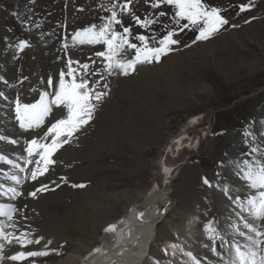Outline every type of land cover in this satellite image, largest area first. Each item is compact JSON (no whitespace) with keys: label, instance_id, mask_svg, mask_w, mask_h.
Here are the masks:
<instances>
[{"label":"rangeland","instance_id":"1","mask_svg":"<svg viewBox=\"0 0 264 264\" xmlns=\"http://www.w3.org/2000/svg\"><path fill=\"white\" fill-rule=\"evenodd\" d=\"M124 2L119 0V3ZM111 3L112 0H0V60L7 61L4 69H0V83H3L0 85L3 94L0 110L2 115L13 113L11 119L4 117L6 123H18L12 103L18 96L17 88H22L31 74L42 84L48 76L58 77L61 70L67 71L68 59L88 63L89 72L96 73L88 79L100 82L96 85L98 90L108 91L93 119L75 134L70 144L64 145L53 156L56 163L35 182L46 178L56 164L64 166L71 160L73 165L67 168L69 183L61 182L50 187L53 190L39 193L31 199L34 206L22 202L21 197L13 201L20 213L30 211L45 225L61 229L68 238L54 247L55 241L42 234L45 239L36 245V250H42L50 240L49 248L56 251L47 257L33 258L36 264H82L84 254L79 243L69 247L68 244L74 239L82 240L95 250L102 247L105 238V228L98 232L93 223L91 206H106L119 222L132 207L142 206L157 184L163 193L173 196L187 183L190 170L195 171L201 186L211 197L239 212L229 196L249 194L235 167L236 161L246 158L249 149L245 130L256 133L258 142L264 143V138L260 137V133H264V0H254L252 10L243 13L239 12V5L247 4L249 0H205L208 5L223 10L221 14L229 20V25L214 38L195 44L193 40L197 33L188 29L181 32L173 20L175 10L170 6L161 4L153 8L150 0H131L130 13L117 9L123 21L122 25L115 26L117 30L129 27L133 38L154 33L157 39L167 31H176L178 35L174 38L180 43L159 63L138 65L128 76H109L104 72L101 58L96 56L100 46L71 45V37L76 31L104 22L109 12L102 5L111 7ZM161 12L165 15L161 16ZM135 17L157 22L146 30L135 23ZM249 20L251 22L246 23ZM65 37L69 44L67 50L63 47ZM21 41H27L30 46L21 51L18 47ZM132 42L139 43L135 39ZM6 74L12 75L9 84L3 81ZM133 78L135 81H131ZM124 80L131 81V91L121 85ZM104 84H107L106 89ZM34 88L26 92L23 102L28 100L30 92H35ZM122 91L127 92L118 95ZM184 132L186 136H183ZM24 133L21 140L27 145L26 137L32 133ZM180 136L188 137L185 143L194 149L169 154L172 149L176 150L174 143ZM84 141L88 142L86 146ZM67 151H74L76 155L67 156ZM79 151L88 159L76 157ZM0 154L22 167H30L24 164L27 154L22 159L12 157L6 150ZM164 163L175 169L169 182L162 174ZM85 171L90 175L82 176ZM10 172L18 170L11 168ZM205 178L211 186L204 184ZM0 183L5 184V188L8 186V182ZM73 183L86 187L73 188ZM224 189L230 191L226 193ZM64 190L67 197H61L62 201L53 210L49 208ZM162 210L166 211L165 222L174 223L180 230L175 232L173 246L163 238H157L164 257L155 261L156 264H191L184 253L197 256L196 234L203 241V250L211 251V247L216 246L219 251L220 236L226 239L235 236V221H240L242 227L239 214H227L225 219L223 216L220 221L224 223L225 233L220 229L213 242L206 232L210 220L207 222L202 209L201 212L200 208L184 211L177 202L170 200ZM79 215L85 218L80 220ZM162 225L164 223L159 227ZM9 250L11 246L6 245L4 254Z\"/></svg>","mask_w":264,"mask_h":264},{"label":"snow or ice","instance_id":"2","mask_svg":"<svg viewBox=\"0 0 264 264\" xmlns=\"http://www.w3.org/2000/svg\"><path fill=\"white\" fill-rule=\"evenodd\" d=\"M130 2L131 0H125L124 3L112 0L111 7L102 5V8L109 12L104 22L76 31L71 37L73 46H100L101 50L96 52V56L101 58L104 72L109 76H128L136 71L138 65L159 63L162 57L172 53L175 46L180 43L174 38L178 35L176 31H167L166 35L157 39L154 33L136 35L133 38L129 27L117 30L115 26L123 23L117 9L130 13ZM161 4L175 10L173 20L181 32L188 29L197 33L193 44L214 38L229 25V20L221 14L223 10L208 5L205 0H150V6L153 8L160 7ZM253 7L254 0H249V3L239 5V12L250 11ZM160 15L163 16L165 13L161 12ZM156 22L155 19L135 17V23L146 30ZM133 39L139 43L132 42ZM29 46L27 41H21L18 45L21 51ZM63 47L65 50L69 47L67 37L64 38ZM74 64L79 67H74ZM66 67L67 71L61 70L58 73V86L54 87L53 91L39 93V98L35 102H22L19 96L12 101L14 118L19 128L32 133V136L27 141L25 149L27 156L24 158V164L30 167H22L6 155L0 154V164L18 170L3 174L8 182L6 188L5 184L0 183V189H3L0 195L7 196L9 201H16L24 195L36 198L39 193L53 190L43 181L41 186L35 187L34 190H23V186L28 181L35 183L49 172L50 166L56 163L53 156L64 145L70 144L75 134L93 119L99 104L108 95V91L98 90L96 87L99 81L88 79L90 75H96L94 71L89 72L88 63L80 64L79 61L68 59ZM46 83L49 87L54 85L51 78ZM103 87L106 89L107 84ZM2 95L0 93V96ZM244 135L246 142L249 143V149L245 153L246 158L236 161L235 167L249 194L243 197L229 196L239 209L242 227L238 221L237 225L233 226L235 236L230 239L220 236V251L216 246L211 247V251L217 257V264H264V143H259L257 134L252 131L245 130ZM260 137L264 138V133H260ZM0 141L17 143L15 139L9 140L2 135ZM60 179L65 184L69 183L66 176H61ZM203 182L211 186L206 178ZM71 187L84 188L86 185L73 183ZM224 191L227 193L230 189ZM19 214L20 209L16 204L0 203V264H4L5 260L16 264H24L25 261H28V264H36L33 258L47 257L56 251L49 248L52 243L50 240L45 243L42 250L30 249L31 245L41 244L44 237H36L31 230H25L18 219ZM140 217H143V213H140ZM104 231L115 233L117 226L109 225ZM206 232L209 239L215 242L219 230L214 222L210 221L206 225ZM6 245L17 250L5 255ZM94 251L99 253L101 249L97 247ZM184 255L189 258L191 264H201L200 259L191 252H185Z\"/></svg>","mask_w":264,"mask_h":264},{"label":"bare ground","instance_id":"3","mask_svg":"<svg viewBox=\"0 0 264 264\" xmlns=\"http://www.w3.org/2000/svg\"><path fill=\"white\" fill-rule=\"evenodd\" d=\"M4 62L7 61L4 59L0 60V69H4ZM6 77L9 79L5 78L3 81H5L7 84L11 83L12 75L6 74ZM49 78L53 79V87H49L46 83ZM16 81L18 82L17 79L15 80V82ZM44 81L45 83L42 84L39 79L34 77V74H31L29 76V79L25 81V83L21 86L23 88V91L20 92L22 88H17V90L19 91L18 96L20 97L22 102L25 99V95L27 94L26 92H29V89L34 88L31 86H35L38 88H34L35 92H30L28 94V100H25L26 102H35V100L39 98V93H42L44 91L51 92L54 90V87L58 86V77L55 75L53 77H46ZM131 81H135L134 78ZM131 81L124 80L121 85L126 90L133 88L131 87ZM135 83L136 82H133V85H135ZM1 84L3 83H0V85ZM18 85L19 84H16V86ZM36 89L38 90V92L36 91ZM129 91H131V89ZM122 92L118 93V95H124L126 93ZM1 112L2 111L0 110V135L8 137L9 140L15 139L17 143L10 144L5 141H0V153L6 150L11 152L12 157L14 156L18 159H22L24 155L27 154L25 151L27 145H25L21 140V135H25L24 130L19 128L18 123L8 124L4 121V117H7L8 119L13 118L12 112H7L5 113V115H2ZM156 117L159 118L160 116L156 114ZM195 120H197V118H195ZM193 123H196V121H193ZM31 136L32 135L26 137V139L29 140ZM183 136H186L185 132ZM178 139L179 140L174 143V146L179 147H177V150L172 149L171 151H169V154H182L186 150V148H191V150L194 149L193 147H191V145H186L185 140H187L188 137L180 136ZM83 143L85 144L84 146H86L88 142L84 141ZM66 153L67 156L70 157H74L76 155L74 151H67ZM77 154L78 155L76 157H78L79 159H88V156H86L85 153H81L79 151V153ZM70 165H73L71 160L66 161L64 163V166H62L61 163L56 164L54 168H51L50 174L46 178L41 179L38 183L34 184L31 181L25 182L23 190H34L35 187L41 186V181L47 183L49 185V188L60 184L61 182H63L60 177H67L69 175L67 174V168L70 167ZM162 169V174L166 177L167 181L169 182L173 178L175 169L168 166L166 163L163 164ZM165 169H167L168 171H165ZM10 170V166H4V164H0L1 182L7 183L6 178L3 174L10 172ZM88 175H90L89 171H85L83 172L82 176L87 177ZM197 178L198 177H196L195 171L190 170V175L188 177L187 183H184V187L178 189V191H176L173 196L168 195V193L166 192L163 193L162 188L159 186V184H157L156 187L148 195L146 202L140 207H132L131 211H129V213L119 222H116V220H114L113 214L110 212L109 209L106 208V206H91L90 210L91 213H93V223L97 227L98 232L108 227L109 225H116L117 231L115 233L104 232L105 238L102 240V247H99L101 249L99 253H94L93 246H89L82 240L80 241L77 239H74L73 243H69L68 247L71 245H75V243H79L80 251L82 254H84L82 264H156L155 261L161 260L164 257L162 249L157 242V238H163L169 245L173 246L175 242V232L177 230H180V228L174 225V223L165 222L167 215L166 211L162 210V206L168 204V201L170 200L177 202V205H179V207L184 211L195 210L200 208L199 211L201 212L202 209L204 214L203 216L206 218L207 222L210 220L214 222L215 227L218 230H224V223L222 224V221H220V219L223 218V216V219H225L227 214L236 215L239 214V212L236 211V209H231L221 200H217L211 197V195H209L205 191V189H203L200 184V180ZM61 197H63V199L67 197V192L65 190L61 193V195H58L57 201H54V204L52 203L53 205H50L49 208H52L53 210L55 206H58L60 204V201H62ZM31 199V196L24 195L21 197L20 200L22 202L34 206L35 204ZM7 202L13 203V201L8 200L7 196H3V198L0 199V203ZM29 212H25L22 210L18 216V219L20 220V223L23 225L25 230L32 231V227H34L33 229H35V236L41 237V235L43 234V236L45 235L46 237L53 239L55 242L52 244V246L54 247L59 246L68 240V238L63 234V231L61 229L56 228L54 226L45 225L37 215H32ZM140 213H143L142 218L140 217ZM81 218L85 217L79 215L80 220ZM163 223L164 225H162V227H159ZM236 223L237 221L234 222L235 225ZM222 233H225V230L222 231ZM196 235V241L198 242L196 245L197 249L195 251V254L200 259L201 263L217 264V257L208 249L203 250V248L205 247L203 245V241L200 240L199 234ZM57 240L58 242H56ZM30 249L36 250V245H31ZM16 250L17 249L15 247L11 246V250L6 252L5 255L13 253ZM220 250L221 249H219V251ZM4 264L16 263L5 260Z\"/></svg>","mask_w":264,"mask_h":264}]
</instances>
